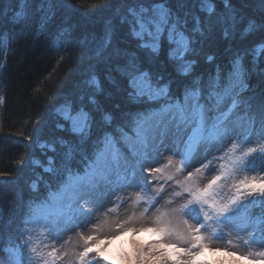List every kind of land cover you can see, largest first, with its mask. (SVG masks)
I'll return each instance as SVG.
<instances>
[{
	"label": "snow or ice",
	"instance_id": "6c2138e0",
	"mask_svg": "<svg viewBox=\"0 0 264 264\" xmlns=\"http://www.w3.org/2000/svg\"><path fill=\"white\" fill-rule=\"evenodd\" d=\"M183 2L193 7L180 15L166 6L171 0H123L124 9H118L115 17L107 22L96 47L95 58L98 65H103L104 79L122 91L130 104L147 106L134 114V127L128 119L118 122L114 112L100 103L97 97L102 94L103 87L94 71L92 79L86 82L92 86L86 88L79 102H66L57 109L60 119L55 123L54 131L66 135H56L50 142L41 143V150L55 151L59 145L67 149L65 155L68 156L90 143L93 150L90 164L93 176L106 180L112 174L114 163L120 159L118 146L121 140L129 144L133 151H136L137 145L155 147L157 142L160 148H165V142L171 141L177 154L183 149V155L187 157L198 150V147H207L213 140L235 136L234 126L243 121L239 136L246 143L253 140L264 141V91L259 96L255 95L254 90L252 97L240 95V91L248 89L243 79L245 73L241 66V50L235 51V72L229 75L227 82L219 73L215 77L208 76L207 79L197 74L195 59L198 55L196 43L219 30L224 41L229 44L234 43L237 37L250 40L255 46L250 45L243 51L245 55L251 53L254 57L252 63L256 65L257 53L264 52V0H257L260 16L248 18L234 6L235 0H223L224 9L221 12L216 11L215 0ZM31 3L33 0H19L18 9L8 17L9 35L14 36L15 28L29 19ZM61 7L62 0H40L35 12L40 16L41 26L51 20ZM189 17L193 21L191 32L186 27ZM123 26L128 28V39L138 41L135 50L121 47L118 43L117 32ZM165 32L168 33L169 43L176 45L175 49H170L168 56L172 71H154L152 66L158 62L160 40ZM140 52L147 56L149 67L144 66ZM190 56L193 58L190 59ZM214 59V56H207L209 63ZM258 71L264 78V68ZM176 79L180 80L179 95L172 91ZM4 104L5 97L0 95V105ZM238 104L243 106V115L234 111L238 109ZM130 127L135 133L134 137L128 134ZM25 139L30 140L31 137ZM256 153V147H247L240 156L232 158V170H247ZM259 155H264V147L260 149ZM35 163L40 164V161ZM51 163L52 158L49 157L48 164ZM224 178V175H216L206 187H189L187 191L191 194V199L187 205L177 209L176 213L182 215L186 207L195 203L201 206L205 219H208L229 212L242 198L248 199L254 195L264 197V183H260L264 181V176H253L235 184L236 193L227 202L217 200V190ZM144 179L147 186L150 177ZM191 179L189 176V180ZM0 183L3 181L0 180ZM202 227H194L187 220H182L177 225L168 213H161L157 216L154 227L136 229L153 232L158 240L146 248L141 247L134 253L123 255L121 259L124 264H193L199 250L209 246L205 242L206 237L200 234ZM93 240L96 237L85 239L86 247L79 253V264H88L87 258L92 254L104 257L99 244L90 246ZM185 243H190L192 247H181ZM253 258L264 259V252ZM15 264H24L22 250Z\"/></svg>",
	"mask_w": 264,
	"mask_h": 264
},
{
	"label": "trees",
	"instance_id": "16d2710c",
	"mask_svg": "<svg viewBox=\"0 0 264 264\" xmlns=\"http://www.w3.org/2000/svg\"><path fill=\"white\" fill-rule=\"evenodd\" d=\"M39 2L33 0L29 19L15 28L13 36L8 34V17L18 9L19 0H0V13H4L0 15V95L5 97V104L0 105V174H3L0 176L3 181L0 183V261L7 260L11 252L19 256L21 250L24 257L23 230L31 210L47 205L69 176L82 173L91 163L93 150L90 143L68 156L65 155L67 149L59 145L55 151L40 149L41 143L50 142L56 135H66L54 131L55 123L60 119L56 108L66 102L78 103L86 88L92 86L86 82L92 79L94 71L103 87L102 94L97 98L106 109L114 112L118 122L128 119L134 127V114L147 107L130 104L122 91L104 79L103 65H98L95 58L105 26L115 17L118 9H124L123 0H62L61 9L43 27L39 14L35 12ZM166 6L180 15L193 7L183 0H171ZM234 6L246 18L261 14L257 0H235ZM215 8L221 12L224 9L223 0H215ZM186 27L191 32V17ZM127 32V26L121 27L117 32V41L121 47L135 50L138 41L128 39ZM166 35L167 32L161 37L158 62L152 66L154 71H172L168 60L172 44ZM3 39L5 46L2 45ZM250 45L255 46L250 40L240 37L232 44L226 43L219 30L208 38L200 39L195 45L198 51L195 57L197 74L207 79L219 73L227 82L229 75L235 72V51L241 50L243 79L248 89L238 91L241 96L252 97L254 90L259 96L264 91V78L258 71L264 68V52L257 53V63L253 65L254 57L250 52L245 55L243 51ZM139 55L144 66L149 67L145 53L140 52ZM209 55L215 57L211 63L207 61ZM172 91L179 95V79L174 81ZM234 111L243 115V106L238 104V109ZM243 123L241 121L235 127L242 130ZM127 131L128 134L134 133L131 127ZM254 147L257 153L253 154L249 166L261 177L264 176V155H259V151L264 147V141H257ZM49 157L52 158L51 164H48ZM37 160L40 164L35 163ZM228 214L254 220L257 225L253 233L264 239V197L254 195L242 198ZM155 237L153 232L139 231L135 234L123 232L120 238L127 245L134 242L141 247L144 246L141 241L148 243ZM115 241L118 243L117 239ZM126 250H118L122 253H113L114 256H109L104 250L106 255L103 258L97 255L99 264H124L121 257L128 254ZM221 259L216 261L212 258L200 264H238L233 258Z\"/></svg>",
	"mask_w": 264,
	"mask_h": 264
},
{
	"label": "rangeland",
	"instance_id": "374dc122",
	"mask_svg": "<svg viewBox=\"0 0 264 264\" xmlns=\"http://www.w3.org/2000/svg\"><path fill=\"white\" fill-rule=\"evenodd\" d=\"M2 45H6L5 39ZM175 47L172 44L170 49ZM235 130V136L213 140L187 157L183 155V149L177 154L171 141L165 142L166 151L160 148L159 142L155 147L137 145L133 151L121 140V156L114 163L109 179L95 178L90 163L82 173L69 176L47 205L31 210L23 230L24 264H79V253L86 247L85 239L90 236L96 237V242L90 246L99 244L109 256L125 249L128 254L134 253L138 248L155 243L157 235L153 233L156 235L154 241H141L144 246L139 247L133 241L132 245L131 241L127 245L120 238L121 234H135L132 228L154 227L161 213H168L177 225L187 220L194 227L203 226L200 234L206 237L209 246L199 250L193 264L204 260L209 262L212 258L216 261L233 258L238 264H264V259L253 258L264 252V239L253 233L257 225L254 220H245L240 215L230 216L228 212L205 219L201 206L195 203L186 207L182 215L176 213L191 199L187 191L189 187H206L216 175L225 177L216 196L217 200L224 202L234 195L235 184L245 178L260 177L250 166L247 170H232V158L240 156L247 147L257 145L256 140L246 143L239 136L242 130L236 127ZM144 177H150L147 186ZM107 241L112 243L106 244ZM181 247L191 248L192 245L185 243ZM17 257V253L11 252L0 264H15ZM87 260L88 264H99L96 254Z\"/></svg>",
	"mask_w": 264,
	"mask_h": 264
},
{
	"label": "clouds",
	"instance_id": "9594fccd",
	"mask_svg": "<svg viewBox=\"0 0 264 264\" xmlns=\"http://www.w3.org/2000/svg\"><path fill=\"white\" fill-rule=\"evenodd\" d=\"M131 231L134 232V233L137 232L136 228H132ZM92 242L95 243L96 241L93 240ZM110 243H112V241H107V242H106V244H110ZM101 251H104V249L101 248ZM129 264H131V262H129Z\"/></svg>",
	"mask_w": 264,
	"mask_h": 264
},
{
	"label": "bare ground",
	"instance_id": "6f19581e",
	"mask_svg": "<svg viewBox=\"0 0 264 264\" xmlns=\"http://www.w3.org/2000/svg\"><path fill=\"white\" fill-rule=\"evenodd\" d=\"M59 108V107H58ZM57 109V108H56ZM57 112V111H56Z\"/></svg>",
	"mask_w": 264,
	"mask_h": 264
}]
</instances>
